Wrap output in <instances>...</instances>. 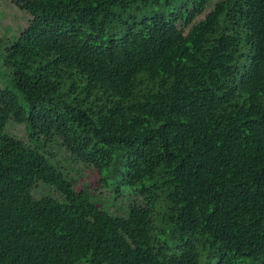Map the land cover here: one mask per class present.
<instances>
[{
	"label": "trees",
	"instance_id": "1",
	"mask_svg": "<svg viewBox=\"0 0 264 264\" xmlns=\"http://www.w3.org/2000/svg\"><path fill=\"white\" fill-rule=\"evenodd\" d=\"M18 8L28 26L0 55V264H264V0ZM63 161L97 171L104 197Z\"/></svg>",
	"mask_w": 264,
	"mask_h": 264
},
{
	"label": "rangeland",
	"instance_id": "2",
	"mask_svg": "<svg viewBox=\"0 0 264 264\" xmlns=\"http://www.w3.org/2000/svg\"><path fill=\"white\" fill-rule=\"evenodd\" d=\"M20 0H0V55L5 46L12 38L16 39L27 28L29 17L27 14L21 12L18 8ZM209 12L206 10L205 14ZM200 16L197 19H202ZM4 71L0 69V82L4 83L7 80L3 77ZM12 135L17 138L23 139L25 130L23 126H15L10 129ZM64 157V155H62ZM62 166L66 168L70 177L74 178L75 189L80 191L86 189L89 192L100 195V198L104 197L105 191L100 186L98 179V173L93 168H84L81 165L69 166L65 161L62 162ZM37 195L43 193V190L39 188L36 192ZM117 204L111 208L112 211L117 210ZM246 264H251L247 262Z\"/></svg>",
	"mask_w": 264,
	"mask_h": 264
}]
</instances>
